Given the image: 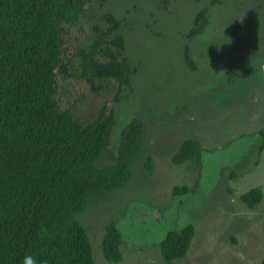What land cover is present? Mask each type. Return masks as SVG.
I'll return each mask as SVG.
<instances>
[{
  "label": "rangeland",
  "instance_id": "obj_1",
  "mask_svg": "<svg viewBox=\"0 0 264 264\" xmlns=\"http://www.w3.org/2000/svg\"><path fill=\"white\" fill-rule=\"evenodd\" d=\"M212 0H92L67 43L61 103L79 121L92 118L114 90L112 82L82 80L79 52L89 49L104 16L122 20L130 85L118 106L111 145L100 162L117 161L119 136L134 118L144 123L142 151L122 190L93 197L79 216L93 245L94 264H165L160 245L170 232L195 227L186 257L173 264H262L264 198L250 210L241 198L264 196V0H227L189 39L193 20ZM188 47L195 65L185 64ZM232 47L244 51L235 52ZM203 146L202 168L178 167L187 139ZM175 186L191 193L173 197ZM115 221L123 237L120 263L106 261L102 242Z\"/></svg>",
  "mask_w": 264,
  "mask_h": 264
},
{
  "label": "trees",
  "instance_id": "obj_2",
  "mask_svg": "<svg viewBox=\"0 0 264 264\" xmlns=\"http://www.w3.org/2000/svg\"><path fill=\"white\" fill-rule=\"evenodd\" d=\"M91 1L0 0V264H23L29 254L40 264H94L90 233L79 216L93 197L124 189L141 154L145 127L137 117L120 133L117 161L99 165L131 77L125 38L118 34L124 22L115 15L104 16L108 27L96 30L91 47L79 52L82 80L112 82L113 92L87 121L78 120L74 106L61 103L67 43ZM224 1L212 0L196 14L189 39L208 24L211 8ZM184 61L195 69L188 47ZM259 136L261 154L264 129ZM203 151L197 138L187 139L173 164L201 169ZM190 193L187 186L172 190L173 197ZM263 198L254 189L241 200L254 210ZM122 235L115 221L106 227V261H122ZM194 237L193 225L170 232L160 245L165 264L186 257Z\"/></svg>",
  "mask_w": 264,
  "mask_h": 264
},
{
  "label": "clouds",
  "instance_id": "obj_3",
  "mask_svg": "<svg viewBox=\"0 0 264 264\" xmlns=\"http://www.w3.org/2000/svg\"><path fill=\"white\" fill-rule=\"evenodd\" d=\"M23 264H40V261L36 256L29 254L24 256Z\"/></svg>",
  "mask_w": 264,
  "mask_h": 264
}]
</instances>
